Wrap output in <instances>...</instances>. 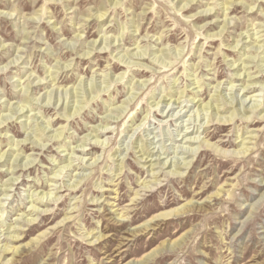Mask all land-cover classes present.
<instances>
[{
	"label": "rangeland",
	"instance_id": "rangeland-1",
	"mask_svg": "<svg viewBox=\"0 0 264 264\" xmlns=\"http://www.w3.org/2000/svg\"><path fill=\"white\" fill-rule=\"evenodd\" d=\"M184 2L0 0V246L18 250L0 264H124L181 235L148 264H264V80L242 88L264 74V0H237L226 18L223 0ZM208 102L240 113L206 122ZM99 125L102 146L83 143ZM244 136L250 150L233 152ZM49 192L26 223L28 196ZM188 201V216L129 235Z\"/></svg>",
	"mask_w": 264,
	"mask_h": 264
},
{
	"label": "bare ground",
	"instance_id": "bare-ground-1",
	"mask_svg": "<svg viewBox=\"0 0 264 264\" xmlns=\"http://www.w3.org/2000/svg\"><path fill=\"white\" fill-rule=\"evenodd\" d=\"M112 1V0H111ZM193 1H195V0H185V2L183 3V4H181L180 5V8L183 10L185 7H186V5L187 4H189V3H191V2H193ZM196 1H198V0H196ZM235 1H237V0H223V2H222V12H224V15H225V18H226V12L225 11H227L229 8H230V6L231 5H233V3L235 2ZM238 1H240L241 2V0H238ZM239 2V3H240ZM245 6V5H244ZM247 6V5H246ZM179 8V9H180ZM189 8H191V6L189 7ZM250 9H251V7H249ZM210 9L208 8V9H206V11H209ZM212 10V9H211ZM203 12V11H202ZM105 11H96L94 14H96L97 15V19H101V18H103V16L105 15ZM93 16V15H92ZM94 17H96V16H94ZM262 18H264V17H262ZM196 19H198V18H196ZM226 22V21H225ZM224 22V23H225ZM228 22V21H227ZM260 26V25H259ZM223 28H224V25L223 26H221V29H220V31L217 33V34H210V35H208V36H205V39H208V38H211L212 39V41H213V38L214 37H216V36H218L220 33H222L221 31H223ZM138 29V28H137ZM197 34H199V35H201L202 33H197ZM196 35V34H195ZM261 36V35H260ZM258 39V38H257ZM102 40V39H101ZM105 40V39H104ZM253 40H254V38H253ZM255 41H257V40H254V42ZM94 43H95V41L94 42H91V45H94ZM100 43H104L105 44V41L103 42H100ZM103 44V45H104ZM90 45V46H91ZM104 47V46H103ZM233 47V46H232ZM236 47V46H235ZM253 47H255V48H257V51H258V47H260V46H258V45H256L255 44V46L253 45ZM92 48V47H91ZM101 48H102V46H101ZM234 48V47H233ZM102 49H104V48H102ZM235 49V48H234ZM260 49V48H259ZM93 50V49H92ZM255 51H256V49H255ZM256 51V52H257ZM145 53V52H144ZM144 53H141V50H140V53H138L139 55H144ZM89 54V50H88V53L87 54H85V55H88ZM132 55H133V53H131ZM137 54V55H138ZM179 54H180V52H179ZM124 56H125V54H123ZM136 55V54H135ZM158 56H160V55H158ZM131 57V56H130ZM166 57V56H165ZM168 57V56H167ZM118 58H120V57H118ZM124 58V57H123ZM123 58L122 59H120V60H123ZM244 59H246V60H244ZM243 59V62H241V64H240V66H239V68H240V70L242 69H244L245 68V63L246 62H250L251 61V59L252 58H250V57H246V58H244ZM122 62H124V61H122ZM127 62V61H126ZM164 62V61H163ZM141 63H139V65H140ZM168 64V63H167ZM170 64V63H169ZM140 66H142V64L140 65ZM163 66H165V64L163 65ZM162 66V67H163ZM168 66V65H167ZM232 66V65H231ZM258 72H260V71H264V68H259L258 70H257ZM245 73V72H244ZM241 74V73H240ZM238 75H239V73H238ZM237 76V75H236ZM250 75L248 74V77H244L243 79H242V82L244 81L245 82V86H243L242 88H247L248 90L246 91V92H248V93H250L251 91V89H252V91H254L255 89H257V86L259 85L258 84V81L257 80H264V74H261L260 76H254L253 78H251V77H249ZM239 79V78H238ZM198 82V81H197ZM95 84V83H94ZM141 84V83H140ZM139 84V85H140ZM258 84V85H257ZM231 85H233V84H231ZM101 86V85H100ZM262 86V85H261ZM260 85L258 86V88L259 87H261ZM264 86V85H263ZM98 88H99V85H98V87L97 86H91V87H89L88 88V91H89V93L91 94V93H93V92H96L97 90H98ZM261 90L263 89L264 90V88H260ZM258 90V89H257ZM99 92H100V90H98ZM97 91V93H99ZM50 96L49 97H51V94H49ZM253 95H256V94H252L251 96H253ZM131 96V95H130ZM129 96V98H127V100L129 99L130 100V97ZM48 97V98H49ZM91 98H93L92 96H90ZM223 96H221L220 97V99L222 98ZM132 98H133V96H132ZM215 98V97H214ZM218 98L219 97H217V99H213V101L212 102H215L216 103V101L218 100ZM224 98V97H223ZM28 99V98H27ZM50 99V98H49ZM170 100V99H169ZM179 100V99H178ZM225 100V99H224ZM24 101H25V99H24ZM131 101V100H130ZM175 101V100H174ZM226 101V100H225ZM88 102V101H87ZM198 102V101H197ZM196 102V103H197ZM226 102H228V101H226ZM229 103H231L230 101H229ZM156 104H158L157 102H155V106H156ZM154 105V104H153ZM167 105V104H166ZM199 105H202V103H200ZM80 107L81 106H77V104L75 103V105H71V107L69 106V108H65V106H64V108L65 109H63L62 111H63V113L65 114H67V112H69V111H76V110H80ZM83 107V106H82ZM122 107V106H121ZM229 107V106H228ZM258 106H252L251 107V109H255V108H257ZM115 108V107H114ZM116 108H117V106H116ZM116 108H115V110H116ZM118 108H119V106H118ZM122 108H124V107H122ZM121 108V109H122ZM202 108L203 109H206V110H209V109H212V110H214V112L213 113H210V116L208 117V118H206L207 120H206V122H209V121H218V122H226V123H228V122H230V121H232L233 120V118L235 117V116H237L239 113H240V111H239V109H236V108H232V110L233 111H231L229 114L227 113V115H219L218 114V112L219 111H221V108L218 106V105H216L215 104V106H213V104L212 103H205L203 106H202ZM201 108V109H202ZM112 109V108H111ZM120 109V108H119ZM227 109V108H226ZM244 109V108H243ZM248 109H250V108H248ZM250 109V110H251ZM113 110V109H112ZM243 111V110H242ZM247 111V110H246ZM249 111V110H248ZM253 111V110H252ZM116 112V111H115ZM118 112H119V110H118ZM207 112V111H206ZM254 112V111H253ZM261 112V111H260ZM117 113V112H116ZM120 113V112H119ZM158 113V112H157ZM169 113V112H168ZM132 114V113H131ZM62 115V114H61ZM69 115V114H68ZM260 116H261V119H262V117H264V113H261V114H259ZM243 116V115H242ZM5 117V116H4ZM7 117V116H6ZM128 117H130V116H128ZM109 118V117H108ZM115 118V117H114ZM205 118V117H204ZM245 118L246 119H248L249 118V115L248 116H245ZM205 120V119H204ZM260 121V119L259 120H254V119H252V121L250 122V123H257V122H259ZM255 125V124H254ZM4 127H2V129H3ZM106 128L107 127H103V126H98V128H96V129H94V134L90 137V134L83 140V143L84 142H86V140L90 143V141H92V143H94L95 145H99V146H102V144H103V141H100V140H98L97 138H95L94 136H96V135H99L100 133H102V131L103 130H106ZM44 131V129H42V132ZM62 132V131H61ZM98 132V133H97ZM56 134V133H55ZM38 136L40 135V134H37ZM54 135V134H53ZM248 136V135H247ZM251 137V136H250ZM197 138L198 137H185V139L184 138H182L181 139V142H182V140H184V142H189V143H193V142H196V140H197ZM246 138V136H244L242 139H241V141L240 142H238V148L236 149V150H233V152H235V153H237V154H245V152L247 153V151H249L250 150V148H249V146L246 144V142L244 141V139ZM202 139V138H201ZM30 141V140H29ZM36 141V140H35ZM32 143V142H31ZM34 143V142H33ZM36 143V142H35ZM34 143V144H35ZM198 143H200V145H202V144H205V146H207V147H210L212 150H214L215 152H218V153H220V148L219 147H217V145H212V144H210V143H208V142H206V141H198ZM39 144V143H38ZM246 144V145H245ZM36 145V144H35ZM140 145V144H139ZM224 146V145H223ZM219 148V149H218ZM144 150L142 149V148H140L139 149V152H143ZM73 152H80V154H85L84 152H86V150L83 148V146L81 145V144H79V145H76L73 149H72V153ZM227 152V151H226ZM221 153H223V151L221 152ZM230 153H232V151L230 152ZM145 154V152L144 153H142L141 154V156L142 155H144ZM147 154V153H146ZM226 154V153H225ZM72 157H73V155H71ZM85 156V155H84ZM1 157H3V152L2 153H0V159H1ZM17 155L15 156V158L13 159V161L14 160H16L17 158ZM80 158V160H83V157H78V159ZM144 159V158H143ZM67 161H68V163H66L65 165H61L60 166V169H58V171L59 170H64V169H66L68 166H71V164H72V159H71V157H68L67 158ZM8 162V161H7ZM27 163H29V162H27ZM14 164V163H13ZM154 164V163H153ZM153 164H150L149 166H153ZM164 164V163H163ZM162 164V165H163ZM172 164V163H171ZM181 164H184L183 166H185V165H188L189 163H181ZM180 164V165H181ZM175 165V164H174ZM177 165V164H176ZM148 166V167H149ZM169 166V165H168ZM172 166H173V164H172ZM182 166V165H181ZM159 167H161V166H159ZM177 167H179V166H177ZM118 168V167H117ZM174 168H175V166H174ZM173 168V169H174ZM180 168V167H179ZM152 169V168H151ZM150 169V170H151ZM171 169V168H170ZM183 169V168H182ZM118 170L120 171L121 170V167L119 166V168H118ZM167 172V171H166ZM167 173H170V174H177V173H179V172H174V171H172V172H167ZM180 174V173H179ZM154 178H155V176H154ZM52 180L54 179V178H51ZM13 182L16 180L15 178L13 179H11ZM157 180V178H155L154 179V181H156ZM150 182H152V181H148V182H142L141 184V186L143 187V188H149L150 186ZM13 184V183H12ZM80 184V183H79ZM152 184V183H151ZM155 184V183H154ZM50 185H52V184H50ZM76 186L77 185H75V183L74 184H69L68 185V188H76ZM59 187H61V186H58L57 188H59ZM54 189H55V187H53ZM149 189H151V188H149ZM4 191H6V190H4ZM7 192V191H6ZM48 194H50V192L49 193H42V195H37V198H34V196L36 197V195L35 194H31L30 196H28L29 198H30V202H32V203H30V205H29V211H27V214L26 215H24V217H23V220H25L26 221V223L27 222H31V221H33L34 220V218H31V217H27L29 214H32L33 212H42L43 213V211H46L45 209H40L39 210V207H37V204L39 205V206H46L49 202L48 201H50V200H52V201H54L55 199L52 197H49V196H51V195H49L48 196ZM216 194H218V193H216ZM39 196V197H38ZM132 200V199H131ZM197 205H198V202L197 201H188V202H186V203H184L183 205H181V206H179V207H176V208H173V209H170L169 211H164V212H161V213H159V214H153L150 218H149V220L148 221H145V222H143L142 224H139L138 225V227L137 228H135V229H133V230H131V233L129 234V235H135L136 234V232L137 231H144V230H146V229H150V227H151V224L152 223H154L155 221H160V220H163V218L164 217H167V216H175V217H179V216H188L189 214H190V212H192L196 207H197ZM23 215V214H22ZM119 217H121L122 215H118ZM22 217V216H21ZM70 217H72V216H70ZM25 218V219H24ZM119 219H122V218H119ZM142 234V233H141ZM144 235V234H143ZM18 234L16 233V234H12V235H10V237L11 238H18ZM86 238H88V239H90L91 240V242L92 241H95V240H99V238H101V237H103V235H101V234H96V233H92V232H90L89 231V233H86ZM90 236V237H89ZM184 236V235H183ZM183 236L181 235V237H179V239L177 238V239H174V240H172V241H165V240H163L161 243H160V246L159 247H154V248H152L149 252H147V253H144V254H142L138 259H133V260H131V261H128V262H126V263H124V264H148V263H150L151 262V260L158 254V253H160L161 251H163L164 249H168V248H171V247H173V246H175L178 242H181V240H182V238H183ZM13 240V239H12ZM9 250H11L10 251V253L12 254V256L15 254V253H17V247H15V246H13V247H11V248H9L6 244L4 245V247H2V246H0V256H1V254H3V253H5V252H8ZM0 262H1V260H0Z\"/></svg>",
	"mask_w": 264,
	"mask_h": 264
}]
</instances>
